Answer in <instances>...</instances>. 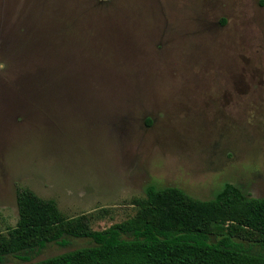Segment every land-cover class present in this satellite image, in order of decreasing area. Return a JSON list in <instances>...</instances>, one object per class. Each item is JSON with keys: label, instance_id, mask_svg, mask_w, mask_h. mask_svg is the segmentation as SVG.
Returning a JSON list of instances; mask_svg holds the SVG:
<instances>
[{"label": "rangeland", "instance_id": "374dc122", "mask_svg": "<svg viewBox=\"0 0 264 264\" xmlns=\"http://www.w3.org/2000/svg\"><path fill=\"white\" fill-rule=\"evenodd\" d=\"M227 183L264 198V0H0V236L18 190L101 231Z\"/></svg>", "mask_w": 264, "mask_h": 264}, {"label": "trees", "instance_id": "16d2710c", "mask_svg": "<svg viewBox=\"0 0 264 264\" xmlns=\"http://www.w3.org/2000/svg\"><path fill=\"white\" fill-rule=\"evenodd\" d=\"M133 218L97 231L88 218H64L55 200L17 191L16 227L0 236V264H264V198L224 185L212 200L178 187H149ZM88 245L34 261L50 244Z\"/></svg>", "mask_w": 264, "mask_h": 264}, {"label": "flooded vegetation", "instance_id": "af4514ba", "mask_svg": "<svg viewBox=\"0 0 264 264\" xmlns=\"http://www.w3.org/2000/svg\"><path fill=\"white\" fill-rule=\"evenodd\" d=\"M225 22V21H224Z\"/></svg>", "mask_w": 264, "mask_h": 264}]
</instances>
